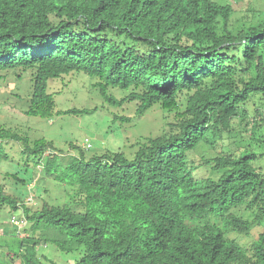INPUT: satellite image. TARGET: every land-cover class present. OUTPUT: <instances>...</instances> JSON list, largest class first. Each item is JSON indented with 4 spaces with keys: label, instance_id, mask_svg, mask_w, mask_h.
<instances>
[{
    "label": "trees",
    "instance_id": "trees-1",
    "mask_svg": "<svg viewBox=\"0 0 264 264\" xmlns=\"http://www.w3.org/2000/svg\"><path fill=\"white\" fill-rule=\"evenodd\" d=\"M259 11L255 21L231 24L232 4L218 0H0V71H29L25 114L51 117L47 82L71 71L96 78L110 103L121 101L108 87L127 90L123 99L136 101L138 115L154 104L174 113L131 158L121 151L86 157L78 148L63 160L51 141L29 145L0 125V140L20 141L71 202L32 208L0 185V205L20 210L12 216L27 225L0 264H47L39 244L80 251L73 264H264V227L247 249L228 236L264 225V171L253 165L260 155L245 148L205 160L215 178H198L202 164L188 159L207 135L228 132L235 116L249 129L247 101L263 105Z\"/></svg>",
    "mask_w": 264,
    "mask_h": 264
},
{
    "label": "rangeland",
    "instance_id": "rangeland-1",
    "mask_svg": "<svg viewBox=\"0 0 264 264\" xmlns=\"http://www.w3.org/2000/svg\"><path fill=\"white\" fill-rule=\"evenodd\" d=\"M218 1L232 4L234 12L231 24L241 17L257 20L259 9L264 7V0ZM96 81L94 77L75 71L48 80L47 91L53 93L55 113L46 118L24 113L31 85L29 71H0V125L26 135L29 145L39 138L51 141L64 160L77 154L78 148L83 150L86 157L105 151H121L127 158H131L138 144L148 137L162 134L166 125L174 121V113L157 104L140 115L136 114V101L124 100L127 90L117 87H108L107 94L121 102L110 103L100 94L95 86ZM260 103L251 99L244 104L245 115L252 119L249 129L245 130V120L235 116L231 119L228 132L217 130L214 135H207L205 140L189 152L190 162L202 164L195 172L198 178L216 177V173L210 169L212 163L204 164L205 160L228 153L237 154L245 148L260 155L253 161V165L264 171V102L263 105ZM69 109H87L88 112H63ZM23 147L20 141L0 140V185L7 193L18 194L32 208L39 207L44 200L51 204L69 206V191H64L63 185L50 178L42 177L34 155L24 152ZM16 178L24 179L26 184L19 183ZM234 212L244 218L251 217L247 210L234 209ZM19 214L20 210L12 211L0 205L2 263L9 248L16 247L15 234L18 238L25 235L22 229L27 225L13 227L11 224L12 215ZM263 227L253 226L246 235L229 232L228 236L247 249ZM36 253L44 256L47 264H73L80 256V251L66 253L51 244H39Z\"/></svg>",
    "mask_w": 264,
    "mask_h": 264
},
{
    "label": "built area",
    "instance_id": "built-area-1",
    "mask_svg": "<svg viewBox=\"0 0 264 264\" xmlns=\"http://www.w3.org/2000/svg\"><path fill=\"white\" fill-rule=\"evenodd\" d=\"M11 219H12V222H13L16 226L20 224V221L18 220V218L12 216Z\"/></svg>",
    "mask_w": 264,
    "mask_h": 264
}]
</instances>
